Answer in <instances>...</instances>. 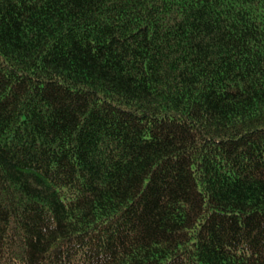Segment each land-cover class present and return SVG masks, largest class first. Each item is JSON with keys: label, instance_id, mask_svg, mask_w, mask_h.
I'll list each match as a JSON object with an SVG mask.
<instances>
[{"label": "trees", "instance_id": "trees-1", "mask_svg": "<svg viewBox=\"0 0 264 264\" xmlns=\"http://www.w3.org/2000/svg\"><path fill=\"white\" fill-rule=\"evenodd\" d=\"M0 264H264V0H0Z\"/></svg>", "mask_w": 264, "mask_h": 264}]
</instances>
